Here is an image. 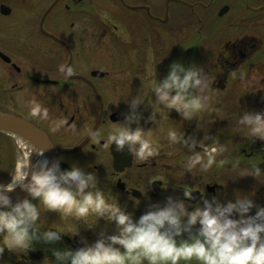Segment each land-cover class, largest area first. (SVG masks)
<instances>
[{"label": "flooded vegetation", "instance_id": "obj_1", "mask_svg": "<svg viewBox=\"0 0 264 264\" xmlns=\"http://www.w3.org/2000/svg\"><path fill=\"white\" fill-rule=\"evenodd\" d=\"M125 2L136 6V10L120 0H0V111L35 124L56 149L78 146L75 152L59 153L51 161L62 158V169L76 163L96 172L99 186L117 195L133 219L154 204L163 205L170 195L186 199L189 210L202 204L203 198L235 200L240 193H254L251 198L255 205L264 206V173L259 180L252 175L240 176L245 168L255 164L264 171V139L251 137L240 121L245 110L264 112V0ZM53 4L43 30L42 18ZM102 18L112 23L113 31L107 30L111 36L119 30L123 33L117 46L128 52L130 61L135 52V59L154 70L177 56L175 60L184 65L196 64L208 72V101L186 129L189 127L190 140L206 136L205 144L225 145L223 152L211 154L210 166L201 167L208 158L203 153V161L191 169L187 167L191 153L201 149L184 142L186 129L180 140L172 142L167 133L170 128L177 130L174 124L161 126L146 120L152 111L149 106L154 93L147 94L138 107L142 113L139 124L145 130L151 128L150 135L159 152L139 158L127 146L117 150L114 143H105L116 123L123 122L130 110L124 98L128 96L130 100L139 92V86L137 79H106L108 72L95 77L93 70H82L83 62L78 60V19L101 26ZM67 25L70 37L66 35ZM55 38L65 42L70 50ZM57 71L60 78L52 76ZM78 74L89 78L102 102L87 80L71 76ZM247 79H261L263 86L250 88L247 93L235 91L236 83ZM216 91L219 101L212 104L210 94ZM34 101L48 109L47 116L31 113ZM211 111L218 112L217 117ZM100 115L101 122L95 128ZM132 127H136V122ZM22 154L19 141L0 132V183L11 181L20 161H24ZM184 188L192 191L190 197H184ZM255 211L253 207L249 214ZM232 216L237 218L238 214ZM61 219L58 212L42 210L40 227L78 225L80 233L62 234L61 240L51 243L34 237L27 252L18 256L5 249L0 260L4 264H55V251L76 249L85 241L93 242L102 230L105 234L116 230L114 222L103 218L92 228H88L95 223L92 217L87 224L72 217ZM194 226L199 228L198 224Z\"/></svg>", "mask_w": 264, "mask_h": 264}, {"label": "clouds", "instance_id": "obj_2", "mask_svg": "<svg viewBox=\"0 0 264 264\" xmlns=\"http://www.w3.org/2000/svg\"><path fill=\"white\" fill-rule=\"evenodd\" d=\"M146 72L148 87L130 100L128 96L124 98L130 110L123 122L116 123L115 130L105 141L114 143L117 150L127 146L128 151L139 158L154 156L160 150L151 138V128L145 130L139 124L142 113L138 107L145 102L147 94L154 93L159 105L176 109L188 120L196 117L209 98L206 94L209 74L199 65L186 66L174 61L162 79L156 78V66L154 70L149 66ZM30 111L33 115L48 114V109L35 101ZM158 111L153 109L146 120L156 124ZM240 121L247 126L251 137L264 139V112L245 110ZM133 122L136 127H132ZM167 135L172 142L182 138L172 128ZM183 139L191 147L199 145L201 149L196 148L191 153L186 162L189 169L204 160L203 153L208 154V158L201 167L207 168L213 162L211 154L225 149L223 144H205L206 136L202 139L192 137L191 140L184 136ZM33 151L42 156L43 151L39 148H34L29 156ZM29 156L11 175L10 182L0 183V257L5 249L18 256L24 254L37 236L51 243L61 240L62 234L76 236L80 233L78 225L58 224L42 229L43 210L60 213L61 221L72 217L87 224L92 217L95 223L88 228L96 226L100 218L114 222L116 228L111 234L102 230L93 242L85 241L76 249L55 251V264H143L144 260L148 264H178L182 259L188 261L192 258L202 264H264V206L255 205L251 198L254 193H240L235 200L226 201L215 196L203 198V203H197L192 210H189L186 199L170 195L163 205H152L134 220L132 213L119 203L117 195L99 186L96 172L76 163L62 169V158L50 162L47 157L37 160L29 172ZM262 173L264 171L255 164L245 168L240 176L252 175L259 180ZM17 185L26 190L29 197L13 201L8 192ZM191 194L190 189L184 188V197ZM253 207L255 213L249 214ZM233 213L238 214L237 218H233ZM197 224L198 237L178 245L175 236ZM0 264L4 262L0 260Z\"/></svg>", "mask_w": 264, "mask_h": 264}, {"label": "rangeland", "instance_id": "obj_3", "mask_svg": "<svg viewBox=\"0 0 264 264\" xmlns=\"http://www.w3.org/2000/svg\"><path fill=\"white\" fill-rule=\"evenodd\" d=\"M131 2H133V0H131ZM102 19L104 21H101L104 22V24H101V26H91L87 24V20L78 19V60L83 62L82 70L106 71L108 72L106 79H137V85L139 86L138 91L143 92V90L148 87V75L146 69L149 68V64L145 67V65L141 63L140 60L135 59V52H132L133 57L130 61L127 55L128 52H126L123 47L117 46V44H119V40L124 38L123 33L121 30H119L117 31L116 36H111L107 30H110L111 32L113 31L111 30L112 23L107 21L105 18ZM69 22L70 20L68 19L67 23ZM105 23H107L106 27ZM82 28L84 31H82ZM66 29V35L70 37L69 31H71V29L69 28V25L66 26ZM82 33L84 34L81 35ZM90 49L92 52L87 51ZM176 57H174V61H178L175 60ZM173 62H170L166 65H164V63L160 64L161 66L156 69V78L162 79L167 74L169 67ZM52 76L55 78H60L61 74L57 71ZM236 86L237 89H235V91H238V93H247L250 88L259 89V87L263 85L261 84V79H247L244 83H236ZM259 91L263 90L260 89ZM218 93L219 92L216 91L215 94H210L212 97L210 99L212 104H215L219 101ZM257 93L258 92L254 94ZM151 102L152 103L149 107L152 109V111L153 109H159L157 113V119L160 121L157 123H159L161 126L174 124L175 127H177L179 134L184 133L187 125L193 124L197 117H193L191 120L184 119L177 110L172 111L168 108H164L159 105L155 99H151ZM210 114L217 117L218 112L211 111ZM197 121V125H199L201 117H199V119L197 118ZM166 122L169 124H166ZM164 129L167 128L164 127ZM200 129L202 130V127H200ZM234 170L236 169L234 168Z\"/></svg>", "mask_w": 264, "mask_h": 264}, {"label": "water", "instance_id": "obj_4", "mask_svg": "<svg viewBox=\"0 0 264 264\" xmlns=\"http://www.w3.org/2000/svg\"><path fill=\"white\" fill-rule=\"evenodd\" d=\"M47 14L48 12L45 14L44 19ZM94 75L102 76L103 73L94 72ZM78 78L86 79L80 75H78ZM0 131L9 134L15 139L18 138L26 141L28 145L33 149L39 148L41 151L47 154L49 158L50 156L53 155V151L51 150L49 139L46 137L44 133H42L38 128H36L33 124H31L28 121H25L11 114L0 112ZM29 161H30V165H29V172H30L31 165H33L35 160L32 157H29ZM25 183H27V180L25 181ZM22 189H23L22 187H19L18 189L16 188V190L15 189L11 190L10 192H8V195L11 197V199H18V197L22 196L21 194H19L22 193ZM183 226L184 225H182V227ZM198 235H199V229H196L194 226H191L190 228H188V230H185L181 234L175 236V239L177 244L179 245L184 241H188V242L194 241L198 237ZM200 238L203 239V237ZM143 264H148V261L144 260ZM178 264H202V262L196 260L195 258H192L191 260L188 261L182 259L178 262Z\"/></svg>", "mask_w": 264, "mask_h": 264}, {"label": "bare ground", "instance_id": "obj_5", "mask_svg": "<svg viewBox=\"0 0 264 264\" xmlns=\"http://www.w3.org/2000/svg\"><path fill=\"white\" fill-rule=\"evenodd\" d=\"M18 139V138H17ZM18 141H19V145H20V149H21V151H22V157H23V159H24V161L25 160H27V158H28V156H29V153L33 150V148H31L29 145H28V143L26 142V141H24V140H22V139H18ZM47 156V154H45L44 152H42V156L41 155H39L37 152H35V151H33L31 154H30V156L29 157H32L34 160H40V159H42L43 157H46ZM23 161V162H24ZM21 163L20 165H19V169L21 168V166L24 164V163Z\"/></svg>", "mask_w": 264, "mask_h": 264}]
</instances>
